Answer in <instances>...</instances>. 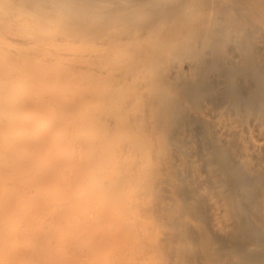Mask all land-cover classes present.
<instances>
[{
	"label": "bare ground",
	"instance_id": "obj_1",
	"mask_svg": "<svg viewBox=\"0 0 264 264\" xmlns=\"http://www.w3.org/2000/svg\"><path fill=\"white\" fill-rule=\"evenodd\" d=\"M0 264H264V0H0Z\"/></svg>",
	"mask_w": 264,
	"mask_h": 264
}]
</instances>
